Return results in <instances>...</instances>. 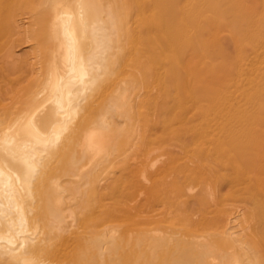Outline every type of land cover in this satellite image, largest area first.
I'll use <instances>...</instances> for the list:
<instances>
[{"label": "bare ground", "instance_id": "1", "mask_svg": "<svg viewBox=\"0 0 264 264\" xmlns=\"http://www.w3.org/2000/svg\"><path fill=\"white\" fill-rule=\"evenodd\" d=\"M177 3L0 0V264H264V132Z\"/></svg>", "mask_w": 264, "mask_h": 264}, {"label": "rangeland", "instance_id": "2", "mask_svg": "<svg viewBox=\"0 0 264 264\" xmlns=\"http://www.w3.org/2000/svg\"><path fill=\"white\" fill-rule=\"evenodd\" d=\"M178 1L168 17L181 33L193 35L196 50L190 44L179 47L174 34V47L167 50L169 61L199 71L206 80L199 85L201 92L205 84L218 95L238 91L233 101H242L243 109L231 110L230 117L244 116L248 130L264 132V0H225L219 5Z\"/></svg>", "mask_w": 264, "mask_h": 264}]
</instances>
